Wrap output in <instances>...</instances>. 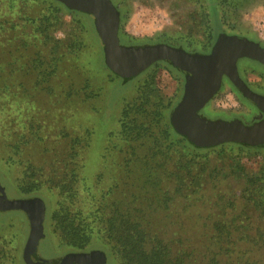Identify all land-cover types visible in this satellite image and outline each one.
I'll return each mask as SVG.
<instances>
[{
    "label": "trees",
    "instance_id": "obj_1",
    "mask_svg": "<svg viewBox=\"0 0 264 264\" xmlns=\"http://www.w3.org/2000/svg\"><path fill=\"white\" fill-rule=\"evenodd\" d=\"M178 1L184 14L174 15L186 22L174 30L181 41L169 44L199 52L221 34H250L239 21L240 10L258 3L213 0L220 20L214 28L206 2ZM64 12L80 29L73 24L68 38L55 39ZM93 43L99 45L90 16L67 10L59 1L0 0V113L12 109L14 115L11 126L0 121V156L20 169L15 191L44 200L45 240L55 246L53 234L68 251L103 250L117 264H264V164L251 172L233 153L258 147L199 148L178 135L169 121L175 103L161 95L155 82L158 63L142 72L134 98L120 110L114 132L118 144L102 154L103 162L110 158L114 165L108 183L102 184V170L87 183L90 128L68 130L61 124L53 132L43 130L47 115H60L62 99L76 98L79 104H69L76 109L99 95L80 61ZM40 93L55 97V115L36 102ZM29 143L39 147L36 161L25 157ZM232 179L237 187L226 182ZM47 197L53 203L50 212ZM179 219L201 221L203 227L164 226ZM1 241L0 260L7 257Z\"/></svg>",
    "mask_w": 264,
    "mask_h": 264
},
{
    "label": "rangeland",
    "instance_id": "obj_2",
    "mask_svg": "<svg viewBox=\"0 0 264 264\" xmlns=\"http://www.w3.org/2000/svg\"><path fill=\"white\" fill-rule=\"evenodd\" d=\"M119 15L118 21V30L117 35L119 38V43L123 46H143L150 44H167L169 43H178L181 40L178 39L174 30H180L179 26L186 22L185 20H180L179 17L174 14L180 12L177 6H180V1L178 0H110ZM206 2V8L210 18L212 27H219L220 20L218 16V11L213 0H202ZM61 3V2H60ZM251 4V2H250ZM67 10L64 4H62ZM120 8V10L116 7ZM246 10V11H245ZM76 11V10H71ZM240 23L243 27H246L251 32L250 34H245V37H251L250 35H256L255 24L264 17V0H258L257 4H252L248 9L240 10ZM79 12V11H77ZM185 12V11H184ZM82 13V12H80ZM180 13H183L181 10ZM64 23L59 26V29L53 33L55 39H66L68 38V33H70V28L73 26L78 27V24H75L73 21H70V15L66 12L63 13ZM86 14V13H83ZM184 14V13H183ZM61 15V14H60ZM92 25L97 36L99 45H88L84 51L80 61L83 62L87 72L84 77L89 78V83L91 87L99 89V95L95 98L89 99L86 102V107L82 108L81 105L75 109L69 104H79L76 98H66L62 99V109L60 110L57 117H52L47 115L43 119L44 123H47V127H43V130L46 132L55 131L56 127L61 124H65L66 129L76 130L83 127H88L93 131L92 139L90 141V149L87 151L85 157L86 170L84 171L85 175L89 178L87 180L88 184H92V176L95 172L102 170L105 175L103 177L102 184L109 182L108 177L111 173V170L114 168L113 162L110 158H107L105 162L102 161L103 155L108 153V150L118 144L117 137H114V132H117V123L120 115V110L123 105L131 101L135 94L138 84L142 80V72L133 78L124 80L121 76L114 74L105 64L104 61V51L101 41L96 33L93 18ZM185 19V18H183ZM217 39V38H216ZM214 40V42L216 41ZM183 42V41H182ZM181 42V43H182ZM213 42V44H214ZM212 44V45H213ZM173 46V45H171ZM178 48L179 46H174ZM212 47V46H211ZM211 47L205 52H199V50H186L189 53L197 54H208L211 50ZM166 61H157L159 66L155 73V82L158 89L161 92L162 96H167L172 99L173 104H177L180 98L183 95L184 84H185V73L174 68L171 65L170 68H167ZM154 64V63H153ZM151 66V65H150ZM147 69V68H146ZM145 69V70H146ZM224 76V75H223ZM23 81V78H21ZM25 79V78H24ZM8 83L11 81L8 80ZM92 89V88H91ZM216 93L207 101L209 105V119H214L218 114H226L227 112H222V109H228L233 106V102L230 99L225 101V96L221 98V95ZM243 97V96H242ZM36 102L42 104L43 107L49 110L50 113L54 114L55 109L59 105L55 97H47L46 95L40 93L36 97ZM226 102L229 105H226ZM224 103L225 105H222ZM174 105V106H175ZM9 107V104L6 105ZM174 108V107H173ZM204 108V107H203ZM75 110V111H74ZM173 110V109H172ZM171 110V111H172ZM201 110V109H200ZM199 110V113H200ZM208 111V109H206ZM12 109L6 110L5 114L0 113V121H5V126H11L14 122L11 121V117H14L11 112ZM12 113V114H11ZM75 113V114H74ZM20 120H22V113L20 112ZM74 114V115H73ZM171 114V113H170ZM9 115V116H8ZM55 115V114H54ZM38 118L40 115L37 114ZM16 117V116H15ZM170 117V115H169ZM55 118V119H54ZM251 118H246L244 121L250 122ZM42 123V121H41ZM44 125V124H43ZM174 130V129H173ZM42 131V129H41ZM176 132V131H175ZM110 133H112L111 136ZM177 133V132H176ZM180 135L179 133H177ZM181 136V135H180ZM183 137V136H181ZM184 138V137H183ZM186 139V138H185ZM187 140V139H186ZM110 141V142H108ZM187 142L191 144L188 140ZM232 144H240L235 142H226ZM225 144V143H223ZM222 145V144H220ZM29 148H25V157L32 158L36 161L38 158L39 147L37 145L31 146L29 143ZM31 146V147H30ZM219 146V145H217ZM216 147V146H215ZM234 149L233 153H239L242 157L243 162L246 167L251 172H256L260 165L264 164V147H258L256 150L247 151L248 153ZM233 153L229 155L232 156ZM103 154V155H102ZM116 155V154H115ZM246 155V156H244ZM20 176V169L13 165L8 166L5 164V161L0 156V183L5 189L6 196L8 198H26L20 196L14 188V181ZM230 186L237 187L236 181L228 180L226 181ZM101 184V185H102ZM210 192V191H209ZM208 192V193H209ZM40 198V197H39ZM54 197H52L53 199ZM44 201V200H43ZM47 201V212L53 209L52 200L48 197L45 198ZM180 211L181 209H179ZM195 208L190 209L191 213ZM197 211H201L200 208H196ZM203 213L205 212L202 210ZM181 212V211H180ZM184 214V213H183ZM181 214V215H183ZM194 219H189L188 222H183L179 219L173 224H164L167 230L181 228L182 230L192 228L197 229L203 227L201 221L198 223H192ZM28 234V222L24 214L20 211H7L0 212V238L1 242L4 244V248L7 251V257L0 260V264H24L21 258L22 248ZM52 240L55 243V246L48 243L44 238L41 240L42 253L46 257H51L54 255H62L68 251L67 248L60 247L56 244V236L51 234ZM99 250V249H98ZM103 251V250H102ZM105 252V251H104ZM106 254V253H105ZM107 257V255H106ZM106 264H117L110 262V259L107 258Z\"/></svg>",
    "mask_w": 264,
    "mask_h": 264
},
{
    "label": "water",
    "instance_id": "obj_3",
    "mask_svg": "<svg viewBox=\"0 0 264 264\" xmlns=\"http://www.w3.org/2000/svg\"><path fill=\"white\" fill-rule=\"evenodd\" d=\"M71 10L92 16L101 41L106 66L124 80L133 78L157 61L169 62L184 72L183 95L171 111L169 121L173 129L196 147H215L235 142L264 147V118L251 124L242 121L208 119L199 114L207 101L220 87L224 75L238 92L264 112V96L250 91L240 79L236 61L248 57L264 65V49L246 39L221 34L208 54L189 53L167 44L123 46L117 35L119 15L110 0H56ZM45 203L39 197L8 198L0 183V212L20 211L28 222V234L22 248L24 264H49L36 255L44 238ZM104 251L69 252L54 264H106Z\"/></svg>",
    "mask_w": 264,
    "mask_h": 264
},
{
    "label": "flooded vegetation",
    "instance_id": "obj_4",
    "mask_svg": "<svg viewBox=\"0 0 264 264\" xmlns=\"http://www.w3.org/2000/svg\"><path fill=\"white\" fill-rule=\"evenodd\" d=\"M237 72L240 79L246 84V86L251 91L257 94L262 92L261 88H264L263 69L254 68L250 65H247L245 61L239 60L237 62ZM224 94H228L230 96V99L234 103L233 104L234 107L226 109L225 110L227 112L226 114H218L217 117H215L214 119H218V118L223 120L238 119L245 124H250L249 122L247 123L244 121L246 118H251L250 120H248L250 122L254 121L252 118H254L258 114V111L254 110L251 103L248 100H246V98L242 97V95L238 92V90L232 85V83H230V81L225 76H222L217 95H221L220 97L222 98ZM209 105L211 104L210 103L207 104L204 108L200 110L199 114L201 116L208 118V115L210 114ZM206 109H208V111ZM40 243L38 245L36 255L42 257L43 259H47L49 264H54L58 257L69 252H88L92 250V249H87L82 251H67L60 256L54 255L51 257H46L41 251L42 247Z\"/></svg>",
    "mask_w": 264,
    "mask_h": 264
},
{
    "label": "crops",
    "instance_id": "obj_5",
    "mask_svg": "<svg viewBox=\"0 0 264 264\" xmlns=\"http://www.w3.org/2000/svg\"><path fill=\"white\" fill-rule=\"evenodd\" d=\"M224 35H227V36H235V37L240 38V39H246L248 41H251V42L257 44L261 49H264V43L258 38L257 35H250L251 37H245V36L239 37V36L231 35V34L230 35L229 34H224ZM239 60L240 61H245V63L247 65H250V66H252L254 68H258V69L260 68V69H263L264 70V65L261 62L255 60V59L248 58V57H241V58H238L237 59V61H236V70H237V62ZM261 89H262L261 90L262 92L259 93L258 95L264 96V88H261ZM253 93H255V92H253ZM224 95H225V98H229L230 99V96L228 94H224ZM246 100H248V99H246ZM248 101L251 103V105L254 108V110H257L258 111V114L254 118H252L254 120L253 123L256 122V121H258V120H261L262 118H264V112H262L253 102H251L250 100H248ZM225 110L226 109L224 108L221 111L224 112ZM232 120H235V119H232Z\"/></svg>",
    "mask_w": 264,
    "mask_h": 264
},
{
    "label": "built area",
    "instance_id": "obj_6",
    "mask_svg": "<svg viewBox=\"0 0 264 264\" xmlns=\"http://www.w3.org/2000/svg\"><path fill=\"white\" fill-rule=\"evenodd\" d=\"M255 32L256 35L258 36V38L264 43V17L261 18L256 24H255ZM229 98H226L225 101H229ZM222 105H225L224 103H222ZM226 105H229L226 102Z\"/></svg>",
    "mask_w": 264,
    "mask_h": 264
}]
</instances>
